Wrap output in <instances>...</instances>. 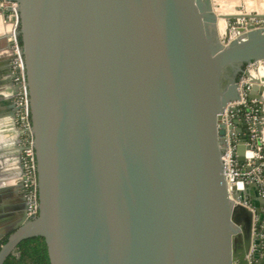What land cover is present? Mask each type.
Instances as JSON below:
<instances>
[{
	"label": "water",
	"instance_id": "water-1",
	"mask_svg": "<svg viewBox=\"0 0 264 264\" xmlns=\"http://www.w3.org/2000/svg\"><path fill=\"white\" fill-rule=\"evenodd\" d=\"M15 1L39 213L27 210L0 264L34 237L51 264H264L254 213L230 200L218 131L241 75L250 98L264 93V75L245 69L264 60V28L228 43L222 22L264 14H221L213 0Z\"/></svg>",
	"mask_w": 264,
	"mask_h": 264
},
{
	"label": "built area",
	"instance_id": "built-area-1",
	"mask_svg": "<svg viewBox=\"0 0 264 264\" xmlns=\"http://www.w3.org/2000/svg\"><path fill=\"white\" fill-rule=\"evenodd\" d=\"M19 3L15 0H0V9L7 11L6 19L13 26L9 36L12 59L11 68L18 91L16 99V122L20 132L21 164L23 167L22 182L28 206V217L35 218L39 213L37 157L32 132L30 113V94L26 65L23 56V45L20 34ZM239 20L230 28L228 43L244 37L240 28L248 29L250 24L260 27L259 20ZM264 60L249 64L246 71H255ZM254 83L243 74L239 79V99L230 102L223 111L222 127L224 135H219L223 155V171L230 200L234 205H242L254 213V235L260 240L264 250V233L259 226L261 211L252 204L250 196H238L239 192L257 193L264 200V136L262 132L263 107L260 101L250 98ZM245 146L244 161L239 162V147Z\"/></svg>",
	"mask_w": 264,
	"mask_h": 264
},
{
	"label": "crops",
	"instance_id": "crops-1",
	"mask_svg": "<svg viewBox=\"0 0 264 264\" xmlns=\"http://www.w3.org/2000/svg\"><path fill=\"white\" fill-rule=\"evenodd\" d=\"M218 2L217 11L224 14H264V0H213ZM220 6V7H219ZM216 8V7H215ZM241 13V12H240ZM12 24L6 15L0 12V169L4 175L0 179V239L15 230L27 213L24 187L22 185L23 167L20 156V132L16 122L17 88L11 68V45L9 36ZM263 107L264 121V93H259ZM264 136V124L262 127ZM252 200V199H251ZM257 201V208H264V202Z\"/></svg>",
	"mask_w": 264,
	"mask_h": 264
},
{
	"label": "trees",
	"instance_id": "trees-1",
	"mask_svg": "<svg viewBox=\"0 0 264 264\" xmlns=\"http://www.w3.org/2000/svg\"><path fill=\"white\" fill-rule=\"evenodd\" d=\"M21 43L23 45L22 37ZM260 218L259 226H261V232L264 233V210L261 211ZM13 231L1 237L0 251ZM4 264H51L46 240L43 237H34L22 241Z\"/></svg>",
	"mask_w": 264,
	"mask_h": 264
},
{
	"label": "rangeland",
	"instance_id": "rangeland-1",
	"mask_svg": "<svg viewBox=\"0 0 264 264\" xmlns=\"http://www.w3.org/2000/svg\"><path fill=\"white\" fill-rule=\"evenodd\" d=\"M218 4V2H214V6L216 7V9H217V5ZM220 7V6H219ZM238 11H239V14H241V13H245V12H242V5L240 6V7H238ZM222 11H220V12H218V13H221ZM241 12V13H240ZM221 14H224V13H221ZM239 20H235V21H233V20H231V21H228L227 23L226 22H222V31L224 32L225 30H226V28H232L237 22H238ZM249 21V20H248ZM247 21V22H248ZM259 23H260V27L261 28H264V23H262L261 21H259ZM249 66V64L248 65H246V67H245V69H247V67ZM242 76V75H241ZM241 76H240V78H241ZM20 149V148H19ZM20 151H21V149H20Z\"/></svg>",
	"mask_w": 264,
	"mask_h": 264
},
{
	"label": "bare ground",
	"instance_id": "bare-ground-1",
	"mask_svg": "<svg viewBox=\"0 0 264 264\" xmlns=\"http://www.w3.org/2000/svg\"><path fill=\"white\" fill-rule=\"evenodd\" d=\"M251 74L254 78H262L264 75V64L261 63L260 66Z\"/></svg>",
	"mask_w": 264,
	"mask_h": 264
},
{
	"label": "flooded vegetation",
	"instance_id": "flooded-vegetation-1",
	"mask_svg": "<svg viewBox=\"0 0 264 264\" xmlns=\"http://www.w3.org/2000/svg\"><path fill=\"white\" fill-rule=\"evenodd\" d=\"M20 156H21V151H20ZM22 182V181H21ZM22 185H23V182H22ZM24 193H25V190H24Z\"/></svg>",
	"mask_w": 264,
	"mask_h": 264
}]
</instances>
